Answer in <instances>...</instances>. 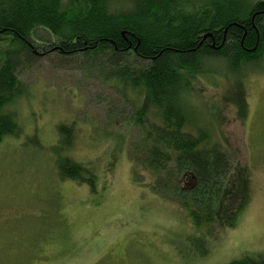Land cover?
<instances>
[{
    "label": "rangeland",
    "instance_id": "obj_1",
    "mask_svg": "<svg viewBox=\"0 0 264 264\" xmlns=\"http://www.w3.org/2000/svg\"><path fill=\"white\" fill-rule=\"evenodd\" d=\"M54 40L35 30L34 50L44 53L19 68L24 92L7 107L22 132L0 144V264H230L264 255V59L241 78L198 75L184 94L199 124L230 154L234 179L248 173L234 226L206 237L201 254L206 245L195 242L201 232L188 211L133 180L129 148L141 130L132 115L143 96L133 102L136 95L80 56L46 50ZM60 124L74 127L64 154L95 174V192L60 179L53 152ZM142 174L149 182L152 175Z\"/></svg>",
    "mask_w": 264,
    "mask_h": 264
},
{
    "label": "trees",
    "instance_id": "obj_2",
    "mask_svg": "<svg viewBox=\"0 0 264 264\" xmlns=\"http://www.w3.org/2000/svg\"><path fill=\"white\" fill-rule=\"evenodd\" d=\"M37 28L55 39L46 50L80 56L103 79L136 95L133 102L143 96L132 115L141 130L129 148L133 180L188 211L205 254L206 237L234 226L248 173L234 179L230 154L199 124L184 94L198 75L241 78L245 67L263 66L264 0H0V44H16L0 50V144L22 132L7 107L24 92L19 68L44 53L34 50ZM58 132L53 152L60 179L87 183L95 192V174L64 154L74 127L60 124ZM143 171L152 175L149 182ZM230 264H264V255Z\"/></svg>",
    "mask_w": 264,
    "mask_h": 264
}]
</instances>
